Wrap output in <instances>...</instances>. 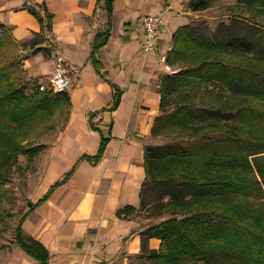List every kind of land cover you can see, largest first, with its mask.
<instances>
[{
  "label": "trees",
  "instance_id": "trees-1",
  "mask_svg": "<svg viewBox=\"0 0 264 264\" xmlns=\"http://www.w3.org/2000/svg\"><path fill=\"white\" fill-rule=\"evenodd\" d=\"M113 1L96 0L107 22L95 35L90 61L103 78L97 55L111 34ZM214 1L190 0L185 8L202 12ZM234 2L239 18L210 35L191 22L174 32L166 57L177 72L159 81V115L151 136L167 132L176 141L145 148L140 207L117 213L126 219L160 203L157 210L169 215L140 233L143 252L146 240L160 241L158 250L145 257L154 264H264V0ZM21 10L40 27L26 43L32 55H50L55 50L53 14L45 3L25 2ZM20 47L25 44L14 39L12 28L0 23V185L19 156L33 161L46 149L28 145L33 139L54 131L58 117L64 124L69 117L68 93L40 92L39 85L27 93L36 80L23 68ZM112 89L111 104L89 116L92 130L98 131L93 118L119 104L121 91ZM106 143L101 138L97 154L80 160L98 163ZM74 169L38 202L27 203L16 228L15 244L38 264H47L46 250L22 236V223ZM149 192L156 199L146 204Z\"/></svg>",
  "mask_w": 264,
  "mask_h": 264
},
{
  "label": "crops",
  "instance_id": "crops-1",
  "mask_svg": "<svg viewBox=\"0 0 264 264\" xmlns=\"http://www.w3.org/2000/svg\"><path fill=\"white\" fill-rule=\"evenodd\" d=\"M189 1L114 0L111 34L97 55L103 78L90 61L95 35L105 30L107 22L96 0H0V23L12 28L19 43H27L40 30L37 20L21 10L25 2L45 3L54 16L51 42L55 50L51 57L41 52L26 59L24 68L30 78L42 77L35 61L40 55L50 60L53 69L55 52L81 68L67 92L68 120L39 164L42 184L32 203L75 169L67 182L25 218L21 228L24 238L46 250L47 264H153L145 257L158 250L160 241L146 240L143 252L140 233L148 227L138 223L135 214L122 219L117 213L124 207H140L144 152L153 143L151 129L159 115L158 59L170 51L176 29L185 25L178 18H190L185 8ZM146 15H161L164 21L150 53L142 51L141 19ZM136 23L143 37L136 32ZM116 27L121 31L118 38L113 36ZM112 85L121 91L119 104L114 111L93 118L98 131L92 130L89 116L111 104ZM101 138L107 143L99 162L80 160L97 154ZM15 246L18 249L14 248L9 264H38Z\"/></svg>",
  "mask_w": 264,
  "mask_h": 264
},
{
  "label": "rangeland",
  "instance_id": "rangeland-1",
  "mask_svg": "<svg viewBox=\"0 0 264 264\" xmlns=\"http://www.w3.org/2000/svg\"><path fill=\"white\" fill-rule=\"evenodd\" d=\"M234 5V0H215L208 10L196 13L189 11L191 12V16H189L190 18L180 16L178 18V22L179 24H188L189 22H191V24L200 27V29L205 32L206 35H210L214 31H216L219 25H228L231 19L239 18L238 12L236 10H233ZM136 27H138V30H136V32L138 31L140 33V37H143L142 32H140L139 30L140 26L138 25V23L135 24V28ZM119 31L120 30L116 27L113 32V36L115 38H118V33H121V31ZM244 32L245 29H243V31H241L240 33L242 34ZM24 44L25 47L19 48L20 56L22 58H25V60L22 62L23 68L26 59L33 56L31 50L27 47L26 43ZM53 52L54 51H52V53ZM51 54L48 56L51 57ZM35 61L38 65L40 73L42 74V77L34 79L30 78L27 75L31 80H36L35 83H30L34 86L33 88L29 86V88H27V93L31 94L34 91L36 85H39L40 92H43L45 90L52 91L46 83V77L52 71L50 67L51 64L49 63L50 60L44 59L40 55ZM245 61L247 60L245 59ZM157 74V82L159 84L160 79L166 74H161L160 72H157ZM41 84H43L45 87L43 90L40 88ZM174 105V103L170 104V106L168 107V111H171L174 108ZM63 120V117H58V119L56 120V129L54 131L43 133L37 139H33V141L28 145L34 146L42 144L45 145L47 149V147L50 146V143L56 138L55 135L58 134V131L63 128ZM153 138L155 141L153 140V143L149 144V146L163 145L176 141L175 137L171 134H168L167 132L162 134L160 137ZM46 149L33 161L28 162L26 157L19 156L17 158V162L11 165L8 169L5 181H3L0 185V264L10 263L9 261L11 255L13 253L14 248L16 247L14 239L16 236V228L18 226V223L23 214L28 209L27 203L32 202V200L37 197L38 189L42 184V176L40 175V170L38 168ZM3 172H5L4 169ZM155 199L156 194L149 192V197L148 199H146L145 202L147 204ZM158 205L161 204H151L144 209H140V211L135 213V220L138 223L142 222L143 227L157 225L160 222L166 220L169 215L159 212L157 210ZM16 248L18 249V247Z\"/></svg>",
  "mask_w": 264,
  "mask_h": 264
},
{
  "label": "built area",
  "instance_id": "built-area-1",
  "mask_svg": "<svg viewBox=\"0 0 264 264\" xmlns=\"http://www.w3.org/2000/svg\"><path fill=\"white\" fill-rule=\"evenodd\" d=\"M144 31V42L142 43V51L150 53L156 48V42L159 39L164 21L161 15H146L141 19ZM157 72L161 74H174L177 72L167 63L166 54L160 55L158 59ZM81 75V68L77 65L69 63L63 57L55 52V62L50 75L46 77L48 87L54 93H67L74 81ZM43 90L45 87L40 85Z\"/></svg>",
  "mask_w": 264,
  "mask_h": 264
}]
</instances>
